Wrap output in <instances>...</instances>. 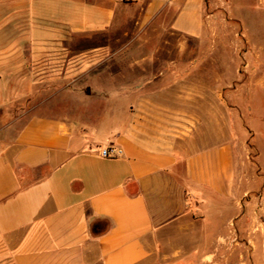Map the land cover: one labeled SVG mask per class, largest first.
I'll return each instance as SVG.
<instances>
[{"label": "crops", "instance_id": "0c3cea01", "mask_svg": "<svg viewBox=\"0 0 264 264\" xmlns=\"http://www.w3.org/2000/svg\"><path fill=\"white\" fill-rule=\"evenodd\" d=\"M173 8L171 30L209 37L217 15L206 0H0V116L30 89L69 87L77 74L100 72L102 88L99 110L25 112L20 127L0 123V264L225 262L210 249L232 246L221 239L230 221L223 205L236 195L240 144L222 136L220 93L206 98L200 80H166L173 65L157 58L126 81L125 49L111 41L126 22L146 27ZM131 10L138 14L126 17ZM245 28L251 103L264 87V28ZM111 146L122 155L103 157ZM200 222L205 239L168 238ZM186 247L197 250L164 252Z\"/></svg>", "mask_w": 264, "mask_h": 264}, {"label": "rangeland", "instance_id": "374dc122", "mask_svg": "<svg viewBox=\"0 0 264 264\" xmlns=\"http://www.w3.org/2000/svg\"><path fill=\"white\" fill-rule=\"evenodd\" d=\"M206 1L207 11L215 12L217 16L210 25L209 37L203 41L186 38L171 30L170 22L177 8L167 10L155 23L146 27L126 22L124 33L119 32L118 40L113 38L111 41L113 48L125 49L118 61L122 60L128 67L124 72L126 81L140 78V73L134 72V66L142 61L145 64L154 63L150 60L157 58L158 65H173L167 68L172 72L166 80H200L204 83L206 98H210L213 91L220 93L222 136L235 139L240 145L236 146V195L230 206L223 205V208L229 207L230 221L221 239L231 241L232 246L210 251H220L219 256H226L221 264H264V87L257 90L251 103L244 101V84L249 80L252 52L245 26L252 30L260 26L264 28V14L258 10V0ZM137 14L138 11L131 10L126 17ZM182 48L205 50L206 54L201 56L192 52L182 55ZM157 49H171L172 53L157 57L150 55ZM260 63L264 72V53ZM100 75L98 71L88 75L77 74L69 87H63L64 83H61L55 87L30 89L22 101L8 106V115L4 118L0 116V123L20 127L25 119L19 117H24L25 112L32 116L53 114L54 109L57 112L73 110L75 113L99 110L102 94ZM145 76L148 78L149 74ZM189 91L190 98H195L192 87ZM168 238L205 239L206 234L200 222L188 231L173 230ZM174 250L193 254L197 249L166 248L164 252L171 255ZM234 257H237L236 260Z\"/></svg>", "mask_w": 264, "mask_h": 264}, {"label": "built area", "instance_id": "2783aa9c", "mask_svg": "<svg viewBox=\"0 0 264 264\" xmlns=\"http://www.w3.org/2000/svg\"><path fill=\"white\" fill-rule=\"evenodd\" d=\"M123 151L114 146L107 147L102 150V156L106 158H116L122 155Z\"/></svg>", "mask_w": 264, "mask_h": 264}]
</instances>
